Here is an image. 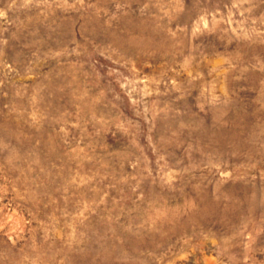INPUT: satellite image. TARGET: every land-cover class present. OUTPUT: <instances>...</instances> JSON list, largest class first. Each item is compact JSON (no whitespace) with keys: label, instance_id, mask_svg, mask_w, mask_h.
Wrapping results in <instances>:
<instances>
[{"label":"rangeland","instance_id":"1","mask_svg":"<svg viewBox=\"0 0 264 264\" xmlns=\"http://www.w3.org/2000/svg\"><path fill=\"white\" fill-rule=\"evenodd\" d=\"M0 264H264V0H0Z\"/></svg>","mask_w":264,"mask_h":264}]
</instances>
